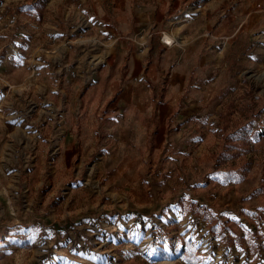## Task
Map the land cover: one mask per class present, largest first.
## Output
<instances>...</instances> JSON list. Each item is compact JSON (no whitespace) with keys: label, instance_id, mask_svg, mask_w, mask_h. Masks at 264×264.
<instances>
[{"label":"rangeland","instance_id":"1","mask_svg":"<svg viewBox=\"0 0 264 264\" xmlns=\"http://www.w3.org/2000/svg\"><path fill=\"white\" fill-rule=\"evenodd\" d=\"M249 2L208 70L203 53L178 62L171 18L144 32L147 0H0V264H264V25ZM236 130L249 169L223 183Z\"/></svg>","mask_w":264,"mask_h":264},{"label":"crops","instance_id":"2","mask_svg":"<svg viewBox=\"0 0 264 264\" xmlns=\"http://www.w3.org/2000/svg\"><path fill=\"white\" fill-rule=\"evenodd\" d=\"M190 1L191 3L187 4V0H147L148 12L145 14L147 21L144 25V32L150 33L152 25L156 23H158L159 29L163 22L161 19L171 18L169 23L177 24L182 28L185 37L182 50L180 52L178 49L175 50L179 52L178 62L181 64L184 62L187 65L191 58L195 59L197 54L203 53V60L200 64L208 66L209 70L210 67L219 65L220 57L230 45V39L234 34V25L241 15L247 19L251 2L249 0H233L232 4V0ZM190 6L191 9L186 8ZM173 7L177 9V14H172ZM154 18L159 22L154 21ZM251 21H258V26L264 25V18L261 15H253ZM211 61L213 63L210 64ZM193 66L194 64L190 65L189 72Z\"/></svg>","mask_w":264,"mask_h":264},{"label":"trees","instance_id":"3","mask_svg":"<svg viewBox=\"0 0 264 264\" xmlns=\"http://www.w3.org/2000/svg\"><path fill=\"white\" fill-rule=\"evenodd\" d=\"M38 6H40V2L37 1L32 4H27L23 8L25 11L33 13L36 12L37 10L36 8ZM251 125H253V123L249 122L248 124L244 125V129L246 131L251 132L254 139H258V134L256 131H252ZM238 141L245 142V140L242 138V134L240 130H236L227 136L225 147L221 152L220 156L218 157L217 161L219 164L224 162V163H230V165L227 168H224L222 171H219L218 172L219 175L215 177V180H222L223 183H227L232 180L238 181L242 178V175L240 174H244L248 171L249 169L248 164H250V160L247 154L249 152V149H247L245 154L243 153L244 154L243 156L245 157L244 160H242V165H237L235 164V161L233 162L234 158L240 156V150H242L239 148L240 145L237 144ZM237 167H239V170H236ZM213 232H217V227L213 228ZM193 256L194 253L191 251L185 256V258L190 264H196V262L193 260Z\"/></svg>","mask_w":264,"mask_h":264},{"label":"built area","instance_id":"4","mask_svg":"<svg viewBox=\"0 0 264 264\" xmlns=\"http://www.w3.org/2000/svg\"><path fill=\"white\" fill-rule=\"evenodd\" d=\"M256 10L264 16V0H260L256 3ZM164 42L169 44L166 40Z\"/></svg>","mask_w":264,"mask_h":264},{"label":"bare ground","instance_id":"5","mask_svg":"<svg viewBox=\"0 0 264 264\" xmlns=\"http://www.w3.org/2000/svg\"><path fill=\"white\" fill-rule=\"evenodd\" d=\"M166 38V37H165ZM169 44H171V43H173V40H172V42L170 43V42H168Z\"/></svg>","mask_w":264,"mask_h":264}]
</instances>
